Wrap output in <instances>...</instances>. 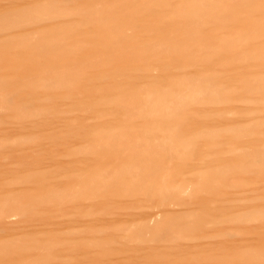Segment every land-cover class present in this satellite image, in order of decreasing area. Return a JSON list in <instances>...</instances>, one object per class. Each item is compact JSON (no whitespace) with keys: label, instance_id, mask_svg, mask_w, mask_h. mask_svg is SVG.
<instances>
[{"label":"rangeland","instance_id":"obj_1","mask_svg":"<svg viewBox=\"0 0 264 264\" xmlns=\"http://www.w3.org/2000/svg\"><path fill=\"white\" fill-rule=\"evenodd\" d=\"M183 1L0 0V264H264V3Z\"/></svg>","mask_w":264,"mask_h":264},{"label":"bare ground","instance_id":"obj_2","mask_svg":"<svg viewBox=\"0 0 264 264\" xmlns=\"http://www.w3.org/2000/svg\"><path fill=\"white\" fill-rule=\"evenodd\" d=\"M75 1H76V0H75ZM151 1H152V0H151ZM208 1H209V0H208ZM211 1H212V0H211ZM216 1H217V0H216ZM225 1H226V0H225ZM225 1L223 0V2H222L223 5L225 4V3H224ZM227 1H229L228 3H232V4H234V2H235V1L232 2V0H231V2H230V0H227ZM227 1H226V2H227ZM253 1H255V0H253ZM257 1H258V0H256V2H257ZM260 1H262V0H260ZM260 1H259V3L257 2L258 5L264 3V0H263V2H261V3H260ZM183 2H186V0H184ZM194 2H195V1H194ZM213 2H214L213 4L216 3L215 0H213ZM247 2H248V1H247ZM256 2H254V3L252 2L253 5H251L252 3L249 4L250 2H248L247 6L244 4V5H245V6H244V9H245V10H246L247 8L250 9V10H248V9L246 10V13H245V14H246L247 16H248L247 11L249 12V11H251V9H252V7L250 8L249 6H250V5H251V6H254ZM180 3H182V1H181ZM187 3H188V1H187ZM190 3H191V2H190ZM228 3H226V5H227ZM257 3H256V4H257ZM148 4H150V3L147 2V4H146L147 6H146V5H145V6L148 7ZM184 4H185V3H184ZM192 4H193V2H192ZM218 4H219V3L217 2V3L215 4L216 6L213 5L214 8L216 7V10H217V8H219V7H217V6H219ZM236 4H237V3H236ZM238 4H239V3H238ZM238 4H237V5H238ZM187 5L189 6V4H187ZM141 6L144 7L143 5H141ZM141 6H140L139 8L142 9ZM188 6H187V7H188ZM210 6H211V5H210ZM238 6H239V5H238ZM238 6H237V7H238ZM255 6H257V5H255ZM260 6H261V5H260ZM262 7H263V5H262ZM262 7H261V8H262ZM136 8H137V7H136ZM190 8H191V9L193 8L192 5L190 6ZM190 8H189V10H190ZM228 8H230V7H228ZM256 8H257V7H256ZM137 9H138V8H137ZM181 9H182V7H181ZM181 9L178 10V13H184L183 10L188 11V10H187L188 8L186 9L185 7H183V10H182L183 12L180 11ZM219 9H220V8H219ZM230 9H231V8H230ZM230 9H229V10H230ZM232 9H233V8H232ZM235 9H236V8H235ZM233 10H234V9H233ZM261 10H262V9H261ZM261 10H258V11L261 12ZM179 11H180V12H179ZM218 11H219V10H218ZM218 11H217V12H218ZM223 11H225V9H224ZM223 11H221V13H222ZM235 11H236V10H235ZM241 11H243V10H241ZM258 11H257V12H258ZM263 11H264V9H263ZM254 12H255V11H254ZM259 12H258V13H259ZM186 13H187V12H186ZM219 13H220V11H219ZM219 13H218V14H219ZM226 13H228V12H226ZM255 13H256V12H255ZM27 14H28V13H27ZM42 14H43V13H42ZM96 14L99 15V12L96 13ZM96 14H95V15H96ZM184 14H185V13H184ZM184 14H183V15H184ZM190 14H191V13H190ZM228 14H229V13H228ZM245 14H244V15H245ZM180 15H181V14H180ZM220 15H221V14H220ZM250 15H251V12H250ZM28 17H29V16H28ZM259 17H260V16H259ZM259 17H258V18H259ZM244 18H245V17H244ZM246 18H247V17H246ZM249 18H250V16H249ZM250 19H251V18H250ZM262 19H263V17H262ZM262 19L259 18L260 22H261ZM244 20H248V19H244ZM255 20H257V23H258L259 20H258V19H255ZM179 22H180V21H179ZM201 23H202V22H201ZM242 23H243V21H242ZM245 23H246V21H245ZM249 23H250V22H249ZM255 23H256V22H254V24H255ZM257 23H256V24H257ZM251 24H252V27H253V23H251ZM256 24H255V26H254L255 28L257 27ZM242 25H243V24H242ZM195 26H196V25H195ZM248 26H249V25H248ZM248 26H246V27H248ZM157 27H159V26L157 25ZM174 27H175V26H174ZM249 27H250V26H249ZM249 27H248V28H249ZM254 27H253V28H254ZM171 28H173V27H171ZM244 28H245V26H244ZM248 28H247V29H248ZM173 29H174V28H173ZM176 29H178V27H177ZM189 29H190V28H189ZM171 30H172V29H171ZM174 30H175V29H174ZM174 30H173V31H174ZM183 30H184V29H183ZM245 31H246V29L243 30L244 33H245ZM247 31H249V29H248ZM247 31H246V32H247ZM189 32H190V31H188V33H189ZM250 32H251V31H250ZM250 32H249V34H248V32L246 33V34L248 35L247 38H248V37L250 38V39L248 38V40H251V38H252ZM251 33H252V32H251ZM253 33H254V32H253ZM253 33H252V35H253ZM190 34H193V33H190ZM260 34H262V33H260ZM263 34H264V32H263ZM263 34H262V35H263ZM193 35H194V34H193ZM244 35H245V34H244ZM210 36H211V35H210ZM241 36H242V35H241ZM263 36H264V35H263ZM263 36H262V37H263ZM212 38H213V37H212ZM242 38H243V37H242ZM242 38H240V43H241V44H242V42H244V41L241 42V40H244V38H243V39H242ZM245 39H246V38H245ZM246 41H247V40H246ZM240 43H239V45H240ZM237 44H238V42H237ZM120 45H121V44H120ZM251 45H252V44H251ZM240 46H241V45H240ZM240 46H239V48H240ZM230 47H231V46H230ZM242 47H243V46H242ZM163 48H165V47H163ZM223 48H224V47H223ZM248 49H249V48H248ZM248 49H247V54H248ZM250 49H251V48H250ZM250 49H249V51H251ZM254 50H255V48L253 47V48H252V52H253ZM99 51H100V50H99ZM241 51L244 52L243 50H241ZM245 51H246V50H245ZM87 52H88V51H87ZM156 52H157V51H156ZM210 52H211V51H210ZM213 52L215 53V51H212V53H213ZM217 52H218V50L216 51V53H217ZM242 52H239V55H241V54L243 55ZM257 52H259V51L257 50ZM163 53H164V52H163ZM249 53L251 54V52H249ZM164 54H166V53H164ZM256 54H257V53H255V55H254V54H253V55H254V56H258V55H256ZM261 54H262V53H261ZM215 55H216V54H215ZM239 55H238V56H239ZM244 55H246V53H245ZM210 56H211V55H210ZM168 57H169V56H168ZM168 57H167V58H168ZM263 57H264V54H263ZM243 58H245V57H243ZM246 58H248V57H246ZM261 58H262V57H261ZM161 59H162V58H161ZM70 60H71V58H70ZM116 60H117V59H116ZM257 60H258V59H257ZM119 61H120V60H119ZM261 66H262V65H261ZM261 66H260V65L258 66V68H259L258 70H260ZM263 66H264V64H263ZM207 67H208V66H207ZM209 67H210V65H209ZM210 69H211V68H210ZM258 70H257V71H258ZM22 72H24V70H23ZM236 72H237V70H236ZM188 74H189V73H188ZM235 74H236V73H235ZM237 74H238V73H237ZM237 74H236V75H237ZM233 75H234V74H233ZM66 76H67V75H66ZM56 77H57V76H56ZM186 77H187V76H186ZM51 82H52V81H51ZM13 84H14V83H13ZM53 85H54V84H53ZM53 85H52V87H53ZM238 85H239V84H238ZM250 85H251V84H250ZM244 86H245V85H244ZM36 87H37V86H36ZM36 87H34V89H31V88H30V89H31V90H35ZM49 87H50V86H49ZM49 87H47V89H50V88H51V87H50V88H49ZM223 87H224V86H223ZM239 87H240V86H239ZM32 88H33V87H32ZM173 88H174V90L176 89V87H173ZM236 88H238L237 85H236ZM41 89H42V88H41ZM44 89H45V88H44ZM221 89H222V88H221ZM45 90H46V89H45ZM45 90H44V91H45ZM28 91H30V90L28 89ZM41 91H43V90H41ZM44 91H43V92H44ZM46 91H48V90H46ZM75 92H76V91H75ZM236 92H237V91H236ZM196 93H197V92H196ZM205 93H206V92H205ZM197 94H198V93H197ZM184 98H185V97H184ZM172 99H173V98H172ZM172 99H170V100H172ZM172 101H173V100H172ZM164 102H165V101H164ZM167 102H168V100H167ZM169 103H171V101H170ZM177 103H179V102H177ZM164 105H165V104H164ZM166 105H167V103H166ZM161 106H162V105H161ZM263 108H264V107H263ZM122 115H123V114H122ZM126 115H127V114H126ZM126 115H125V116H126ZM130 115H131V114H130ZM123 116H124V115H123ZM128 117H129V115H128ZM263 117H264V116H263ZM126 118H127V117H126ZM262 119H263V118H262ZM124 120H125V119H124ZM235 140H238V139H235ZM239 140H240V139H239ZM215 142H216V141H215ZM130 148H131V147H130ZM132 148H133V147H132ZM127 149H128V148H126V150H127ZM129 150H130V149H129ZM123 152H124V150H123ZM125 152H127V151H125ZM219 180H220V178H219ZM222 180H223V179H222ZM227 183H229V182H227ZM210 184H211V183H209V185H210ZM222 184H225V180H223V183H222ZM231 200H232V199H231ZM263 218H264V217H263ZM198 220H199V219H198ZM200 222H201V221H200ZM199 224H201V223H199ZM197 225H198V224H197ZM180 227H181V226H180ZM195 227H196V226H195ZM257 227H258V226H257ZM6 230H7V229H6ZM194 230H195V229H194ZM197 230H199V227H198ZM201 231H203V230H200V232H201ZM17 232H18V231H17ZM201 233H202V232H201ZM255 235H256V234H255ZM199 236H200V235H199ZM256 236H258V235H256ZM259 236H260V235H259ZM261 236H263V235H261ZM257 238H258V237H257ZM259 238H260V237H259ZM209 253H210V252H209ZM155 259H156V258H155ZM156 262H157V261H156Z\"/></svg>","mask_w":264,"mask_h":264}]
</instances>
